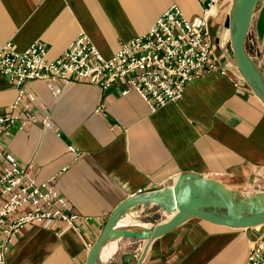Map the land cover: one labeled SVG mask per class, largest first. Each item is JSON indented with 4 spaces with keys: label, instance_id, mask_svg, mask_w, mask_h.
Returning a JSON list of instances; mask_svg holds the SVG:
<instances>
[{
    "label": "crops",
    "instance_id": "obj_1",
    "mask_svg": "<svg viewBox=\"0 0 264 264\" xmlns=\"http://www.w3.org/2000/svg\"><path fill=\"white\" fill-rule=\"evenodd\" d=\"M234 1L218 0L206 14L212 57L225 73L194 77L177 101L152 110L135 91L122 94L119 81L103 88L73 80L57 97L44 80L26 81L38 115L47 113L53 128L39 121L10 127L0 149L36 182L52 183L83 218L77 230L60 220L26 225L14 236L6 264H85L121 201L168 186L181 174L217 179L237 201L264 194V101L236 65ZM172 4L189 19L204 13L199 0H0V47L11 41L24 50L38 40L55 58L83 32L109 57ZM244 50L264 84V0L251 10ZM15 96V86L0 73V114ZM155 206L160 218L130 219L127 208L114 227L145 233L171 216ZM262 226L230 227L191 216L153 238L140 264H243ZM146 240L108 238L98 264H136Z\"/></svg>",
    "mask_w": 264,
    "mask_h": 264
},
{
    "label": "built area",
    "instance_id": "obj_2",
    "mask_svg": "<svg viewBox=\"0 0 264 264\" xmlns=\"http://www.w3.org/2000/svg\"><path fill=\"white\" fill-rule=\"evenodd\" d=\"M202 1L206 13L218 0ZM213 71L225 73L212 57L206 23L187 19L176 6L166 9L147 33L121 42L109 57L101 56L82 32L54 59L46 58L41 41H33L24 50L8 42L0 49V73L15 86L16 96L0 114V136L10 127L23 129L36 121L53 128L47 113L38 115L37 97L25 86L28 80H44L54 97L74 79L103 88L119 81L122 94L136 91L153 110L180 99L192 78ZM0 162V264H6L14 236L26 225L49 227L60 220L66 228L77 230L83 217L73 211L52 183L36 182L30 171L19 168L15 156L3 149ZM243 264H264V223L249 241Z\"/></svg>",
    "mask_w": 264,
    "mask_h": 264
},
{
    "label": "water",
    "instance_id": "obj_3",
    "mask_svg": "<svg viewBox=\"0 0 264 264\" xmlns=\"http://www.w3.org/2000/svg\"><path fill=\"white\" fill-rule=\"evenodd\" d=\"M256 1H234L232 43L237 67L264 101V84L244 50L251 10ZM142 200L160 205L165 211L170 212L171 216L167 220L151 225L145 233L115 228L114 222L121 209ZM191 216L230 227L257 226L264 223V194L246 196L237 201L227 187L217 179L190 174L178 175L168 186L135 194L121 201L112 210L99 237L90 246L85 264H97L96 256L108 238L123 236L147 238L136 260V264H140L153 238L170 231Z\"/></svg>",
    "mask_w": 264,
    "mask_h": 264
},
{
    "label": "rangeland",
    "instance_id": "obj_4",
    "mask_svg": "<svg viewBox=\"0 0 264 264\" xmlns=\"http://www.w3.org/2000/svg\"><path fill=\"white\" fill-rule=\"evenodd\" d=\"M155 205L156 204H154L152 202H148L147 200H142V201L138 202L137 204H132L127 209V210H129L128 212H130L129 218L130 219H139L142 221L152 220L155 218L158 219L161 216H160L159 212L155 211V209H156ZM139 209H141V210L139 211ZM168 215H169V212H168ZM125 216H126V213H121L119 217L124 218ZM169 217H170V215H169ZM134 245L135 244L128 245V246L133 247Z\"/></svg>",
    "mask_w": 264,
    "mask_h": 264
},
{
    "label": "bare ground",
    "instance_id": "obj_5",
    "mask_svg": "<svg viewBox=\"0 0 264 264\" xmlns=\"http://www.w3.org/2000/svg\"><path fill=\"white\" fill-rule=\"evenodd\" d=\"M199 1H202V0H199ZM202 2H203V4H204V1H202ZM170 6H176V7L182 12V10L180 9V7H179L178 5H176V4H172V5H170ZM170 6H169V7H170ZM169 7H168V8H169ZM203 7H204V6H203ZM168 8H167V9H168ZM211 9H212V8H211ZM211 9H210V10H211ZM165 10H166V9H165ZM210 10H208L206 13L204 12L203 15H201V16L193 17V18H198V19H202V20H204V22L206 23V30H207V33H208V28H207V17H206V14H207ZM163 13H164V11H163ZM163 13H162V14H163ZM162 14H161V15H162ZM182 14H183V12H182ZM161 15H160L158 18H160ZM183 16L186 17L184 14H183ZM158 18H157V19H158ZM186 18H187V17H186ZM193 18H192V19H193ZM157 19H156V20H157ZM187 19H189V18H187ZM156 20H155V21H156ZM154 23H155V22H154ZM154 23H153V24H154ZM152 26H153V25H152ZM152 26H151V27H152ZM248 26H249V25H248ZM151 27H150V28H151ZM150 28L148 29V31L150 30ZM148 31H146L145 33H147ZM145 33H143V34H145ZM80 34H81V32H80V33H79V34H78V35H77V36H76V37H75V38H74V39H73V40L67 45V47H66L63 51H66V50L69 48L70 44H71V43H72V42H73V41H74V40H75ZM82 34L86 35V34L83 33V32H82ZM208 35H209V33H208ZM86 36H87V35H86ZM87 37H88V36H87ZM90 40H91V39H90ZM8 42H10V43L12 44L11 41H7L6 43H8ZM6 43H4V44L0 47V49H1ZM41 43H42V42H41ZM91 43H92V45L95 47V49L100 53V55L103 56V55L101 54V52L98 50V48L94 45V43L92 42V40H91ZM43 44H44V43H43ZM44 45H45V44H44ZM12 46H13V45H12ZM211 46H212V44H211ZM45 47H46V45H45ZM63 51H62V53H63ZM62 53H61V54H62ZM61 54H60V55H61ZM46 55H47V47H46ZM60 55H59V56H60ZM59 56H57V57H59ZM57 57H55V58H57ZM103 57H105V56H103ZM46 58H47V59H54V58H48L47 56H46ZM196 77H197V76H196ZM192 79H193V78H192ZM41 80H42V79H41ZM74 80H77V79H74ZM80 81H85V80H80ZM189 81H190V80H189ZM189 81H188V82H189ZM93 84H95V83H93ZM186 84H187V83H186ZM186 84H185V85H186ZM184 88H185V86H184ZM130 91H133V90H130ZM183 91H184V89H183ZM128 92H129V91H128ZM135 92H136V91H135ZM136 93H137V92H136ZM137 94H138V93H137ZM182 94H183V92H182ZM148 202H149V201H148ZM130 205H131V204H130ZM127 207H129V205H128ZM127 207L122 208L121 211L127 209ZM121 211H120V212H121ZM120 212H119V213H120ZM118 215H119V214H118ZM116 219H117V218H116ZM104 248L106 249V244H103V245H102V247L100 248V252H99V254L96 256V263H97V264L99 263L101 257H102L103 254L105 253Z\"/></svg>",
    "mask_w": 264,
    "mask_h": 264
}]
</instances>
